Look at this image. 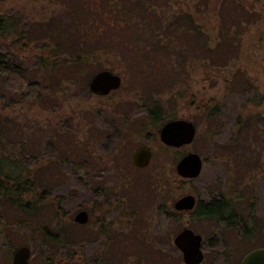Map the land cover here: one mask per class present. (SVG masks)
<instances>
[{
  "label": "rangeland",
  "instance_id": "rangeland-1",
  "mask_svg": "<svg viewBox=\"0 0 264 264\" xmlns=\"http://www.w3.org/2000/svg\"><path fill=\"white\" fill-rule=\"evenodd\" d=\"M182 1L197 14L194 15L203 32L201 36L194 33L181 38L182 44L196 51L188 52L189 60L183 66L174 61L168 68L172 70L170 76L159 79L156 90L146 80L157 70L153 65L138 67L142 61L137 59L143 57L137 58L140 54L136 56L128 46L137 44L134 38L114 42L108 45L110 48L102 47L101 60H92L77 85L71 82L58 90L50 82L40 100L10 93L0 85L4 98L0 100V112L11 120L8 137L22 149L20 161L36 171L35 178L42 188L63 197L61 207L68 214L60 223L47 208L41 211L40 221L56 228L66 223L64 230L78 243L68 249H43L39 255H33L38 251L36 246L29 247V264H40L38 257L47 251L63 263L99 264L107 247L124 251L130 255L129 261L136 257L143 264H185L173 243L185 228L202 237L201 264H240L246 251L264 247V0ZM53 4L76 8L79 3L11 0L3 4L5 15L22 19L31 38L28 49L35 53L47 40L37 23L49 18L48 11L57 10ZM239 18H245L239 40L229 37L223 48L220 45L215 50L219 29L231 26ZM205 42L213 49L206 51ZM129 65L132 70H127ZM36 66L37 59L28 52L22 63L23 75L27 79H41ZM238 69L245 78L237 76ZM101 70L121 77L120 88L107 96L85 90ZM254 97L261 104H251ZM208 100L219 103L217 113L211 116L199 109L200 102L204 105ZM155 105L161 106L164 120L192 122L196 128L194 141L167 151L162 148L159 132L146 125L142 130L148 110ZM141 148L152 152L145 168H137L132 161L134 152ZM189 152L198 154L203 161L201 173L195 179L181 178L175 170L178 160ZM239 156L243 157L241 162ZM160 173L162 181L168 183L170 194L165 195L173 204L185 195L208 202L227 192L229 186L236 188L235 175H252V180L245 183L238 180L247 198H257L250 214L261 226L256 240L245 243L240 232L227 224L205 219L192 222L185 213L170 224L166 233L159 234L151 190L161 181L160 177L155 180ZM82 210L89 216L85 225L74 222V216ZM12 216L9 224L15 226ZM33 237L15 226L10 241L18 248ZM0 264H12V255H8L2 243Z\"/></svg>",
  "mask_w": 264,
  "mask_h": 264
},
{
  "label": "trees",
  "instance_id": "trees-1",
  "mask_svg": "<svg viewBox=\"0 0 264 264\" xmlns=\"http://www.w3.org/2000/svg\"><path fill=\"white\" fill-rule=\"evenodd\" d=\"M8 1L11 0H0V85L10 93L34 100L42 98L41 93L44 88L51 86L50 82L58 90L64 84H72L71 82L77 85L84 72L93 64L92 60H101L102 47L110 48L114 42L124 43V38L136 39V45L130 43L128 46L132 47V53H136V56L137 53L140 54L137 58L143 57V59H137L142 61L138 65L139 68L149 65L156 68L157 73L146 80L150 81L149 85L156 90L159 79L170 76L168 73L172 70L168 68L174 61L178 66H183L185 64L183 62L189 60L188 52L191 53L193 49L182 44L181 38L194 33L201 36L203 32L199 18L195 16L197 14L189 4L185 5V2L183 4L182 0H78L79 4L76 8L69 4H53V8L57 10L48 11L49 18H43L44 20L37 23L40 24L39 30L44 32L47 40L39 45L38 52L35 53L28 49L31 38L23 27L22 19L3 13V4ZM244 19L239 18L231 26L219 29L215 50H218L220 45L223 48L224 42L229 37L239 40L243 33L241 25ZM238 30L239 32H236ZM6 47L13 49L7 51ZM204 48L207 51L210 48L213 49V46L205 42ZM195 51L194 49L192 54ZM28 52L37 59L35 69L41 75L38 81L27 79L22 73V63ZM224 61L228 62L227 59ZM128 69L132 70L133 67L129 65ZM236 73L237 76H245L240 69ZM85 90H89L87 86ZM1 99L4 98L0 95ZM217 103L215 100H208L204 105L200 102L199 109H203L206 115L211 116L219 109V103ZM250 103L259 105L261 100L254 97ZM13 104L9 105L13 106ZM147 115L142 130L146 125V128L153 127L159 132V128L165 122L174 119L164 120L161 106L156 105L148 110ZM10 122L11 120L0 112V244L6 247L8 255H13L16 248L10 241V234L16 226L17 229H24L34 235L32 240L21 245L36 246L38 251L33 255H39L40 250H50L52 247L72 248L75 243H78L64 230L66 223L56 228L40 221L41 211L47 208L60 223L65 221L68 214L61 207L63 197L53 196L49 190L42 188L35 178L36 171L20 161L22 149L8 137L7 128L10 127ZM253 126L257 127L254 124ZM162 148L170 151L169 147ZM240 160H243L242 156H239L238 161ZM157 175L155 180L157 181V178L159 180L160 177L161 181H158V186L151 191L153 205L156 206L154 208L157 218L155 226L159 234L166 233L170 224L179 215L185 213L189 215L192 222L205 219L217 224H227L231 230L240 232L241 239L245 243L256 240V233L261 226L258 227V220L250 214L253 213L251 211L256 206L257 198L254 196L251 199L247 198L240 186L241 181L245 183L249 179L252 180V175L246 174L240 178L235 175L236 178L232 177V179L237 180L236 188L232 187L233 185L229 186L227 192H222L208 202L198 200L194 210L186 212H177L173 209V203L165 195L169 193L168 183L162 181L161 173ZM153 177L150 178L153 180ZM11 216L14 224L16 223L15 226L9 224ZM106 250L99 264H143L142 260L136 257L129 261L130 255L120 251L119 248L111 251L107 247ZM112 252H114L113 255L110 254ZM47 253L38 257L40 264H68L69 262L56 261ZM124 254L125 256L122 257Z\"/></svg>",
  "mask_w": 264,
  "mask_h": 264
},
{
  "label": "water",
  "instance_id": "water-1",
  "mask_svg": "<svg viewBox=\"0 0 264 264\" xmlns=\"http://www.w3.org/2000/svg\"><path fill=\"white\" fill-rule=\"evenodd\" d=\"M121 86V77L109 70H101L94 74L88 83L89 91L96 96H107ZM196 136V128L190 121L175 119L167 121L159 130L160 142L171 148H180L191 144ZM152 152L149 149H138L133 154V164L137 168L148 166ZM201 157L193 152L182 156L175 165L176 173L184 179L197 178L202 170ZM198 204L193 195H185L177 199L174 210L178 212L192 211ZM89 221L88 213L79 211L74 216V222L85 225ZM202 237L192 230L185 228L179 232L174 240V246L181 252L185 264H201L203 252L201 250ZM31 249L28 246L16 248L12 255V264H29ZM240 264H264V247L250 250L241 259Z\"/></svg>",
  "mask_w": 264,
  "mask_h": 264
},
{
  "label": "flooded vegetation",
  "instance_id": "flooded-vegetation-1",
  "mask_svg": "<svg viewBox=\"0 0 264 264\" xmlns=\"http://www.w3.org/2000/svg\"><path fill=\"white\" fill-rule=\"evenodd\" d=\"M170 120H175V119H170ZM170 120H168V121H170ZM166 123V122H165ZM163 126V125H162ZM165 146V145H164ZM167 147V146H166ZM169 148H171V147H169ZM142 149V148H141ZM144 149V148H143ZM145 149H147V148H145ZM135 153V152H134ZM152 158V157H151ZM132 161H133V158H132ZM150 161H151V159H150ZM150 163V162H149ZM149 165V164H148ZM147 167V166H146ZM184 212H186V211H184Z\"/></svg>",
  "mask_w": 264,
  "mask_h": 264
}]
</instances>
